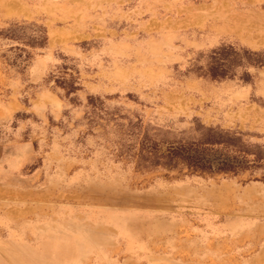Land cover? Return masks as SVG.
<instances>
[{
    "label": "rangeland",
    "instance_id": "374dc122",
    "mask_svg": "<svg viewBox=\"0 0 264 264\" xmlns=\"http://www.w3.org/2000/svg\"><path fill=\"white\" fill-rule=\"evenodd\" d=\"M221 50L236 53L223 75ZM264 0H0V264H264ZM210 128L243 167L147 164Z\"/></svg>",
    "mask_w": 264,
    "mask_h": 264
},
{
    "label": "trees",
    "instance_id": "16d2710c",
    "mask_svg": "<svg viewBox=\"0 0 264 264\" xmlns=\"http://www.w3.org/2000/svg\"><path fill=\"white\" fill-rule=\"evenodd\" d=\"M230 52V51H229ZM227 50H221V53L216 55L215 60L210 66L212 75H223L227 69L232 67L234 57H242L236 53H229ZM243 55L258 63H264L263 53L248 51ZM140 149L136 155L140 161L147 164H160L162 166L171 167H186L188 171H204V172H232L243 167V160L234 153L221 150L213 147V145L222 144L225 147L239 148L228 138L216 134L212 129L205 128L200 130L197 137L185 142L168 144L160 149L156 143L144 138L140 142Z\"/></svg>",
    "mask_w": 264,
    "mask_h": 264
}]
</instances>
